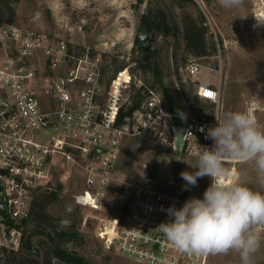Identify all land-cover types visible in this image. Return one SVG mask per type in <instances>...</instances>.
Listing matches in <instances>:
<instances>
[{
  "label": "built area",
  "instance_id": "built-area-1",
  "mask_svg": "<svg viewBox=\"0 0 264 264\" xmlns=\"http://www.w3.org/2000/svg\"><path fill=\"white\" fill-rule=\"evenodd\" d=\"M0 51V259L5 249H19L34 198L65 164L83 177L76 202L100 210L116 180L124 138L172 148L181 126L185 155L193 156L197 144L213 145L206 135L217 113L209 119L180 116L152 87L129 112L135 92L131 71L127 66L114 71L111 51L75 47L16 24H0ZM201 66L191 57L185 69L196 75ZM197 92L219 104L213 85L200 84ZM178 117L186 124L178 125ZM128 194L123 215L105 221L99 232L108 248L137 264H208L210 255L182 253L157 229L169 220L166 209L182 207L189 196L149 182L131 186Z\"/></svg>",
  "mask_w": 264,
  "mask_h": 264
},
{
  "label": "rangeland",
  "instance_id": "rangeland-1",
  "mask_svg": "<svg viewBox=\"0 0 264 264\" xmlns=\"http://www.w3.org/2000/svg\"><path fill=\"white\" fill-rule=\"evenodd\" d=\"M148 3L165 7L175 18H203L208 51L216 47L213 55L197 56L186 49L184 41L171 36L150 33L149 39L142 41L151 47L160 69L159 79L180 103L182 114L199 118L217 113L221 117L227 111H247L264 128V0H245L239 9H226L219 0H147L141 5L138 0H0V21L13 15V24L20 27L52 38H64L75 47L111 51V55L129 67L133 92L142 86L163 94L155 74L143 64V56L150 51L142 53L135 43L138 35L147 34L138 28L140 14ZM3 55L0 51V58ZM191 57H196L202 65L196 75L185 69ZM197 79L200 84L218 88L219 104L202 98L201 102L197 101ZM194 162L193 156L175 147L159 148L149 141L124 138L115 167L116 180L100 210L76 202L74 195L81 191L83 177L76 166L65 164L53 173L50 186L57 187L61 183L63 187L58 199L48 206V223L52 225L33 237V256L42 261V254L37 253L41 248L38 242L51 245L47 234L53 226L69 230L74 225L78 236L64 239L61 245L81 257L83 264H137L106 246L99 235L101 227L105 221L123 215L129 195L127 187L149 181L160 191L184 195L186 181L180 173L196 171L188 164ZM228 166L235 173V180L253 186L251 167L239 162H228ZM69 169L71 173L67 172ZM210 184L211 177L198 178L188 196L202 199ZM31 230L32 226L27 233ZM259 231L264 235V227ZM253 259L254 264H264V243ZM0 264L7 263L0 261ZM52 264L72 263L53 259ZM208 264H241V260L237 253L229 252L210 255Z\"/></svg>",
  "mask_w": 264,
  "mask_h": 264
},
{
  "label": "clouds",
  "instance_id": "clouds-1",
  "mask_svg": "<svg viewBox=\"0 0 264 264\" xmlns=\"http://www.w3.org/2000/svg\"><path fill=\"white\" fill-rule=\"evenodd\" d=\"M219 2L226 9L245 4V0ZM215 118L216 126L209 127L206 135L213 141L212 147L197 144L195 162L188 163L196 171L180 173L187 182L185 190L206 175L212 178L211 184L202 199L191 197L180 208L166 209L169 220L157 229L182 253L208 256L235 252L241 264H254L253 257L264 243L259 231L264 227V128L247 111H227ZM228 162L251 167L253 186L235 180Z\"/></svg>",
  "mask_w": 264,
  "mask_h": 264
},
{
  "label": "trees",
  "instance_id": "trees-1",
  "mask_svg": "<svg viewBox=\"0 0 264 264\" xmlns=\"http://www.w3.org/2000/svg\"><path fill=\"white\" fill-rule=\"evenodd\" d=\"M144 2H147V0H138L139 5ZM147 5L146 9L140 14L138 28L140 32L171 36L177 40L184 41L186 49L190 53L197 56L215 54V46L212 47V50L208 51L206 41L207 27L202 16L200 17L202 18L201 20L192 19L191 17L186 16L175 18L163 6H153L151 3H148ZM12 14H14V11ZM13 21V15H11L5 21H0V24H13ZM135 43H138L142 53L144 51H150V53L143 56V64L146 69L155 74L156 81L160 84L166 99V106L175 114L186 117L182 114L180 103L176 100L172 93L164 85H162V82L159 79L160 69L156 63L151 47L145 46L139 35L136 37ZM111 63L114 71H119L126 66L123 65L122 61H120L117 56H113L111 58ZM199 85V81H196V90ZM146 89L147 87L144 88L141 86L135 90L132 95V106L129 112L137 108L144 100ZM196 98L198 102H201V98L199 96ZM213 116L214 114L210 113L207 116H200L199 118L209 119ZM176 122L178 125H185L187 121L185 118L178 117ZM150 174H152V172ZM62 187L63 185L61 183H59L57 187L48 186L36 195L32 202L30 216L23 223V237L19 249H5L4 255L0 261H6L7 264H52V260L55 259L61 263L69 262L72 264H83V259L81 257H78L76 254L61 245V242L64 239L71 240L78 236L77 231L73 229L74 225H72L69 230H63L53 226V229H51V231L47 234L48 240L51 242L50 246H45L43 243L38 242L41 248L40 250H37V253L42 254V261L34 257V254H32L33 237L41 234L46 228L52 225L48 223L50 218L48 206L58 199L59 190L62 189ZM191 189L192 186H189V188L185 190L184 195L188 196ZM31 226L32 230L27 233Z\"/></svg>",
  "mask_w": 264,
  "mask_h": 264
},
{
  "label": "water",
  "instance_id": "water-1",
  "mask_svg": "<svg viewBox=\"0 0 264 264\" xmlns=\"http://www.w3.org/2000/svg\"><path fill=\"white\" fill-rule=\"evenodd\" d=\"M140 39L143 41V42H146L148 39H149V35L148 34H141L140 35ZM184 133H185V128L184 127H178L177 128V141H176V145H175V148L177 150H180L181 148V145H182V139H183V136H184ZM149 182V181H148ZM130 190V187H127V192Z\"/></svg>",
  "mask_w": 264,
  "mask_h": 264
},
{
  "label": "bare ground",
  "instance_id": "bare-ground-1",
  "mask_svg": "<svg viewBox=\"0 0 264 264\" xmlns=\"http://www.w3.org/2000/svg\"><path fill=\"white\" fill-rule=\"evenodd\" d=\"M233 171V170H232ZM211 182H212V178H211Z\"/></svg>",
  "mask_w": 264,
  "mask_h": 264
},
{
  "label": "crops",
  "instance_id": "crops-1",
  "mask_svg": "<svg viewBox=\"0 0 264 264\" xmlns=\"http://www.w3.org/2000/svg\"><path fill=\"white\" fill-rule=\"evenodd\" d=\"M198 80V79H197ZM199 81V80H198ZM200 82V81H199ZM201 83V82H200Z\"/></svg>",
  "mask_w": 264,
  "mask_h": 264
}]
</instances>
